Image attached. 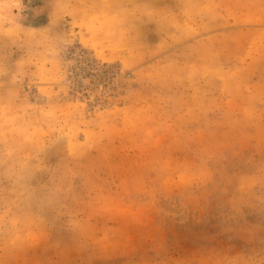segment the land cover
Masks as SVG:
<instances>
[{"label": "rangeland", "instance_id": "1", "mask_svg": "<svg viewBox=\"0 0 264 264\" xmlns=\"http://www.w3.org/2000/svg\"><path fill=\"white\" fill-rule=\"evenodd\" d=\"M0 264H264V0H0Z\"/></svg>", "mask_w": 264, "mask_h": 264}]
</instances>
